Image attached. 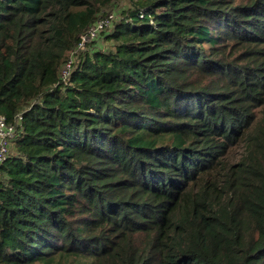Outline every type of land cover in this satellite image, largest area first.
Masks as SVG:
<instances>
[{"label":"trees","instance_id":"16d2710c","mask_svg":"<svg viewBox=\"0 0 264 264\" xmlns=\"http://www.w3.org/2000/svg\"><path fill=\"white\" fill-rule=\"evenodd\" d=\"M0 0V264H264V0Z\"/></svg>","mask_w":264,"mask_h":264},{"label":"built area","instance_id":"2783aa9c","mask_svg":"<svg viewBox=\"0 0 264 264\" xmlns=\"http://www.w3.org/2000/svg\"><path fill=\"white\" fill-rule=\"evenodd\" d=\"M112 26L108 19H99L94 21L88 29L83 33L75 48L68 54L66 61L60 72V80L67 83L72 73L73 66L78 55L86 52L88 47L96 42L100 34ZM21 115H17L13 121H8L4 116L0 115V167L9 160L14 141L20 136Z\"/></svg>","mask_w":264,"mask_h":264},{"label":"rangeland","instance_id":"374dc122","mask_svg":"<svg viewBox=\"0 0 264 264\" xmlns=\"http://www.w3.org/2000/svg\"><path fill=\"white\" fill-rule=\"evenodd\" d=\"M128 8L129 0H115L108 7L101 8L96 19H108L112 24V28L110 31L102 32L99 39L91 44V53L113 51V44L109 41L108 36L112 33L113 26L121 19V13L126 12ZM12 155H14V147L10 153V156Z\"/></svg>","mask_w":264,"mask_h":264},{"label":"clouds","instance_id":"9594fccd","mask_svg":"<svg viewBox=\"0 0 264 264\" xmlns=\"http://www.w3.org/2000/svg\"><path fill=\"white\" fill-rule=\"evenodd\" d=\"M96 20H99V19H95L94 21H96ZM94 21H93V22H94ZM93 22H92V23H93ZM92 23H91V24H92ZM91 24H90V25H91ZM90 25H89V26H90ZM89 26H88V27H89ZM111 28H112V26H111L109 29H106V30L103 31V32L110 31ZM84 33H85V32H84ZM82 34H83V33H82ZM82 34H81V35H82ZM81 35H79V38H80ZM100 35H101V34H100ZM78 41H79V40H78ZM77 43H78V42H77ZM76 45H77V44H76ZM74 48H75V47H74ZM74 48H73V49H74ZM73 49H72V50H73ZM72 50H71V51H72ZM71 51H69V52L67 53V56H68V54H69ZM86 52H88V53H91V52H92V50H91V45L88 47V49H87ZM82 53H85V52H82ZM82 53H80V54H82ZM80 54H79V55H80ZM79 55H78V57H79ZM67 56H66V58H67ZM78 57H77V59H76V61H75V64H74V66H73V69H74V67H75V65H76V63H77ZM65 61H66V60H65ZM64 63H65V62H64ZM63 65H64V64H63ZM62 67H63V66H62ZM73 69H72V71H73ZM60 72H61V71H60ZM69 79H70V77H69ZM69 79H68V81H69ZM59 80H60V75H59ZM60 81H61V80H60ZM61 82H62V81H61ZM62 83H63V82H62ZM67 83H68V82H67ZM64 84H65V83H64ZM19 115H21V114H19ZM2 116H3V115H2ZM4 117H5V116H4ZM5 118H6V117H5ZM6 119H7V118H6ZM21 119H22V117H21ZM7 120H8V119H7ZM8 121H9V120H8ZM12 121H13V120H12ZM10 122H11V121H10ZM21 123H22V121H21ZM21 128H22V127H21Z\"/></svg>","mask_w":264,"mask_h":264}]
</instances>
